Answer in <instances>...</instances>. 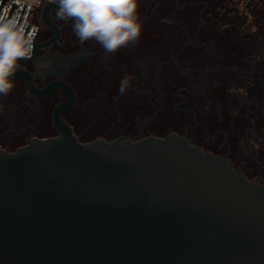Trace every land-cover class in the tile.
<instances>
[{"label":"water","instance_id":"water-1","mask_svg":"<svg viewBox=\"0 0 264 264\" xmlns=\"http://www.w3.org/2000/svg\"><path fill=\"white\" fill-rule=\"evenodd\" d=\"M62 59L64 72L76 63ZM15 77L68 100L57 136L0 146V264H264V185L175 135L81 142L61 117L66 84Z\"/></svg>","mask_w":264,"mask_h":264},{"label":"flooded vegetation","instance_id":"flooded-vegetation-1","mask_svg":"<svg viewBox=\"0 0 264 264\" xmlns=\"http://www.w3.org/2000/svg\"><path fill=\"white\" fill-rule=\"evenodd\" d=\"M56 7L36 17L34 58L19 70L39 91L58 82L72 90L75 102L61 117L79 141L175 135L264 185V0H139V41L114 54L82 44ZM72 55L64 72L62 58ZM14 84L0 97V127L15 110L34 116L25 132H0V146L14 151L57 136L53 110L68 95L59 86L29 93L22 77Z\"/></svg>","mask_w":264,"mask_h":264},{"label":"clouds","instance_id":"clouds-1","mask_svg":"<svg viewBox=\"0 0 264 264\" xmlns=\"http://www.w3.org/2000/svg\"><path fill=\"white\" fill-rule=\"evenodd\" d=\"M56 4V18L71 20L72 31L83 44L98 43L106 54L139 41L143 23L139 0H51ZM39 3V0H33ZM33 50V34L25 33L15 19L0 16V97H6L15 87L14 78L19 62L29 58ZM131 77L125 76L119 85L123 94Z\"/></svg>","mask_w":264,"mask_h":264},{"label":"built area","instance_id":"built-area-1","mask_svg":"<svg viewBox=\"0 0 264 264\" xmlns=\"http://www.w3.org/2000/svg\"><path fill=\"white\" fill-rule=\"evenodd\" d=\"M48 0H39V3H33V0H4L0 8V16L7 18L10 11L11 5L16 4V8H12L10 16L8 19H15L17 21L23 5H25L24 10L21 14V17L18 21V25L23 26L24 29L27 25L28 29L25 32L32 33L33 37L37 31L36 17L42 6V4ZM1 3V0H0ZM35 40V39H34Z\"/></svg>","mask_w":264,"mask_h":264},{"label":"trees","instance_id":"trees-1","mask_svg":"<svg viewBox=\"0 0 264 264\" xmlns=\"http://www.w3.org/2000/svg\"><path fill=\"white\" fill-rule=\"evenodd\" d=\"M33 116L34 113L32 111V108L25 109L21 112L15 110L11 114V119L6 121L5 124H3L0 127V132L1 133L5 131L15 132V133L16 131L25 132L30 128Z\"/></svg>","mask_w":264,"mask_h":264}]
</instances>
